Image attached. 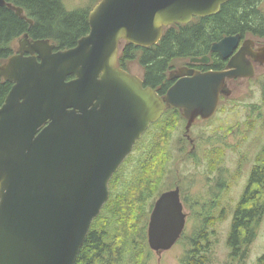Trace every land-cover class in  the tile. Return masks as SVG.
<instances>
[{
  "label": "water",
  "instance_id": "1",
  "mask_svg": "<svg viewBox=\"0 0 264 264\" xmlns=\"http://www.w3.org/2000/svg\"><path fill=\"white\" fill-rule=\"evenodd\" d=\"M230 1L100 0L74 48L23 36L18 52L0 64V82L12 84L0 107V264H74L108 201L111 178L151 125L174 108L188 133L229 96L227 79L252 77L242 72L239 51L223 72L177 70L159 96L117 65L122 42L153 47L164 28L214 16ZM0 7L33 25L23 9L4 0ZM238 43L239 36H226L211 52L227 60ZM186 217L179 189L163 193L149 217L150 250L169 251Z\"/></svg>",
  "mask_w": 264,
  "mask_h": 264
},
{
  "label": "trees",
  "instance_id": "2",
  "mask_svg": "<svg viewBox=\"0 0 264 264\" xmlns=\"http://www.w3.org/2000/svg\"><path fill=\"white\" fill-rule=\"evenodd\" d=\"M4 1L23 9L24 15L33 25L30 27L14 12L0 7V64L13 55L11 43L25 34L30 40H49L57 50H68L89 33L90 8L69 12L61 0ZM263 5L264 0H232L224 4L214 16L194 18L187 25L174 24L164 28L159 43L150 48L122 42L117 65L128 73L131 66L138 65L142 70L144 87L164 96L171 86L168 73L173 69L174 62L207 56L211 45L226 36L240 34L241 37L253 35L264 38ZM11 87L9 82L0 83V107ZM169 113L166 112L162 118ZM165 117L155 124L159 132L149 154L140 163L139 173L134 178L136 182L116 194L114 187L119 173L111 178L109 200L92 221L74 264H143V253H137L133 261L132 252L134 248L141 247V240L137 236L147 218L146 203L152 199V193L159 190L163 184L162 178L167 173L171 157L169 144L176 127L173 121L177 117L183 119L178 113L172 114L168 120ZM258 166L264 168V156ZM252 182L254 185L249 187L235 212L230 239L232 243L248 242L245 232L249 222H252L257 212L258 217L264 213V205H261L264 181L257 173H253ZM200 240L204 242L205 237ZM192 247L186 264H207L206 247L198 246L197 243H193Z\"/></svg>",
  "mask_w": 264,
  "mask_h": 264
},
{
  "label": "rangeland",
  "instance_id": "3",
  "mask_svg": "<svg viewBox=\"0 0 264 264\" xmlns=\"http://www.w3.org/2000/svg\"><path fill=\"white\" fill-rule=\"evenodd\" d=\"M61 1L64 8L72 12L93 9L100 0ZM262 10L264 12V5ZM19 40L21 38L11 43L13 53L18 49ZM185 62L188 61L174 62L173 69ZM129 73L142 76L138 65L131 66ZM236 88L237 91L228 100L219 102L213 117L193 123L189 131L193 150L184 138L186 122L179 117L174 120L173 117L176 127L169 144L171 157L167 173L162 178L163 184L158 187L159 190L152 193V199L149 198L146 203L147 218L137 236L141 240V247L133 249V261L137 253L142 252L143 264H186L193 243H197L206 247L207 264H264V213L258 219L254 240L242 248L243 253L239 258H232L227 245L230 225L243 198L248 177L264 156V67L247 81L238 82ZM172 114L175 113L170 111L164 116L165 119H170ZM155 124L136 143L120 166L114 187L116 194L136 182L134 178L139 173L140 163L149 154L159 132ZM219 179L228 183L227 190L221 196L224 201L212 206ZM176 187H179L180 201L187 216L184 234L169 251L157 255L147 244L149 217L158 198ZM203 236L204 242L200 240Z\"/></svg>",
  "mask_w": 264,
  "mask_h": 264
},
{
  "label": "flooded vegetation",
  "instance_id": "4",
  "mask_svg": "<svg viewBox=\"0 0 264 264\" xmlns=\"http://www.w3.org/2000/svg\"><path fill=\"white\" fill-rule=\"evenodd\" d=\"M233 36H239V43H238L237 48L234 51H232L229 59L223 60L220 54L211 52V47H210L209 55L204 56V57H200V58H208V62L206 64H202V63L201 64H192L190 62L191 59L185 60L188 62H185V63H183L182 66L169 71L168 79H169V76L172 74L174 75L177 70L184 69V68L188 69V70H194L197 72H201V73L226 71L227 65H228L230 59L232 57H234L239 51H241L242 56L237 61L244 68V69H242V72L247 73V74L249 72H252V77L255 76L256 72H258V70H260L261 68L264 67V38H258L257 36L255 37L253 35H245V36L241 37L240 34H236ZM21 41L22 40L18 41V49H19ZM18 49L16 52L13 53V55L18 52ZM252 77H238V78H233V79H227L225 82V88L224 89L229 94V96L228 97L223 96V95L220 96L219 102L222 99L228 100L233 94H235V92L237 91L236 84L238 82L247 81L249 78H252ZM175 80L176 79L170 81L171 85L175 82ZM1 82H3V81H1ZM168 111L169 112L171 111V113H175V114L178 113L179 115L182 116V112L177 110V109L171 108V109L167 110L166 112H168ZM182 118H183V116H182ZM183 120L185 121L184 118H183ZM197 120H199V119H197ZM184 138H185V140H187L189 142V144L192 145V150H193L194 149L193 140L190 139L189 132L188 133L184 132ZM253 173H257L259 175V177L261 178V180L264 181V168L258 166V167H255L254 169H252L251 174L248 177V181H247L245 188H244V192L242 195L243 198H244L245 194L247 193L249 187L254 185V183L252 182ZM218 181H219V183L216 184V188L214 190V194L212 197L213 199L211 201V203L213 204L212 206H217L219 203H221V201H224V199H222L221 196H222V193L227 190L226 187L228 186L227 182H225V181L223 182L221 179H219ZM176 188L179 189V187H176ZM179 193H180V190H179ZM262 194H263V199L261 200L262 201L261 205H264V190H263ZM243 198H242V200H243ZM182 205H183V211H184V204L182 203ZM210 212H212V211H210ZM221 214H222V210L220 211V215ZM260 217L261 216L258 217V212H257V214L254 215V217L252 218L253 223L249 222L248 228L246 229V232H245V236L249 240L248 242L242 241L240 243H238V242L232 243L230 241V239L232 237V228H233V223L235 220V213H234V216H233V219H232V222L230 225V229H229L228 238H227V245L230 249L232 258H239L243 253L242 248L246 247L247 245H249L254 240V238L257 234L256 228L258 225V219ZM186 220H187V218H186ZM183 234H184V231H183L182 235ZM182 235H181V237H182ZM250 238H252L251 241H250ZM263 258H264V256H263Z\"/></svg>",
  "mask_w": 264,
  "mask_h": 264
},
{
  "label": "bare ground",
  "instance_id": "5",
  "mask_svg": "<svg viewBox=\"0 0 264 264\" xmlns=\"http://www.w3.org/2000/svg\"><path fill=\"white\" fill-rule=\"evenodd\" d=\"M8 4V3H7ZM7 8V7H6ZM8 9V8H7ZM10 10V9H9ZM13 12V11H12ZM15 13V12H14ZM16 15V14H15ZM24 36V35H23ZM23 36L21 37V40L23 39ZM57 49V48H56Z\"/></svg>",
  "mask_w": 264,
  "mask_h": 264
}]
</instances>
